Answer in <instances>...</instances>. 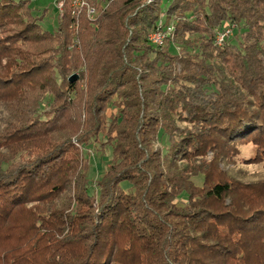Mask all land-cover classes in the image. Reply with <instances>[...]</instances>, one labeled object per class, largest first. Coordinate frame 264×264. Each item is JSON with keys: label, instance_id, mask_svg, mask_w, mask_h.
<instances>
[{"label": "trees", "instance_id": "16d2710c", "mask_svg": "<svg viewBox=\"0 0 264 264\" xmlns=\"http://www.w3.org/2000/svg\"><path fill=\"white\" fill-rule=\"evenodd\" d=\"M30 2L0 0V264H264V178L218 166H264V0L65 2L50 29Z\"/></svg>", "mask_w": 264, "mask_h": 264}, {"label": "rangeland", "instance_id": "374dc122", "mask_svg": "<svg viewBox=\"0 0 264 264\" xmlns=\"http://www.w3.org/2000/svg\"><path fill=\"white\" fill-rule=\"evenodd\" d=\"M29 6L30 8H33L34 12H37L39 14L42 12L44 8H48V10L46 11V14L44 15V17L42 18L40 22V24L44 28L50 29L56 25L55 15H56L57 8L55 5V0H31ZM81 87H82V94L84 96H87V91L85 90L87 88L85 81L81 82ZM86 99H88V97ZM48 102H49L48 96H46L40 105L41 106L40 110L45 108ZM64 113H65V116L63 119L64 121L61 120V122H63L64 124V127L69 128L71 130L74 129L75 131H79L80 127L79 126L76 127V126L78 123H80V125L83 123L86 117V113L81 111V114L78 115L76 114L75 108L67 109L64 111ZM5 115H6L5 110H3V108L0 106V123H3V119ZM77 133L78 132H76V134ZM103 140L104 138H99L96 141H92L89 144L82 147L83 156L87 157L88 162H89V171L87 175L88 180H89L88 191L90 193H95V194H96V182L101 176V174L107 168V164L110 161V157H111L108 146H103L101 143ZM239 150H240L239 161H240V158H248L252 156L254 153V149L250 144H243L239 146ZM210 156H211V152L208 151L206 155V159H210ZM190 162L192 164L195 163L194 160H189L187 162L185 161L184 163L189 164ZM218 166L225 168V169L229 168L227 172L230 171L233 175H239L241 176L242 180H245V181L261 180L264 178L263 163L246 164V163L239 162L235 164V166H233L232 164L224 165V163H220ZM239 168H243V169H239ZM193 181L195 184L200 185L202 181V176L198 175L194 177ZM19 212H20V215L26 214L24 211H19ZM14 216H15V213L12 214L10 219L7 221V224H9L12 221ZM7 245L9 244L6 241L1 242L0 253Z\"/></svg>", "mask_w": 264, "mask_h": 264}, {"label": "built area", "instance_id": "2783aa9c", "mask_svg": "<svg viewBox=\"0 0 264 264\" xmlns=\"http://www.w3.org/2000/svg\"><path fill=\"white\" fill-rule=\"evenodd\" d=\"M143 2H150L152 0H141ZM67 2L70 8V14L77 17L78 15H84L88 20L94 21L99 13V7L93 3V0H55L56 8L60 15L64 11V3ZM76 27V26H75ZM167 32L162 30L161 25H158L157 28L149 33V40L153 44H160L163 37ZM230 34V29L226 28L222 31L217 32L216 34V44H220L222 39L225 36Z\"/></svg>", "mask_w": 264, "mask_h": 264}, {"label": "water", "instance_id": "95a60500", "mask_svg": "<svg viewBox=\"0 0 264 264\" xmlns=\"http://www.w3.org/2000/svg\"><path fill=\"white\" fill-rule=\"evenodd\" d=\"M77 77H78V74L77 73H73L72 75H70L69 79L70 80H75V79H77Z\"/></svg>", "mask_w": 264, "mask_h": 264}]
</instances>
